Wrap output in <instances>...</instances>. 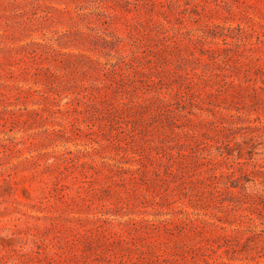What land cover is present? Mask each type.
I'll list each match as a JSON object with an SVG mask.
<instances>
[{
  "label": "rangeland",
  "instance_id": "obj_1",
  "mask_svg": "<svg viewBox=\"0 0 264 264\" xmlns=\"http://www.w3.org/2000/svg\"><path fill=\"white\" fill-rule=\"evenodd\" d=\"M0 264H264V0H0Z\"/></svg>",
  "mask_w": 264,
  "mask_h": 264
}]
</instances>
